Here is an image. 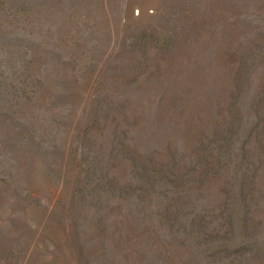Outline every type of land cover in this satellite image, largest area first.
<instances>
[{
	"label": "rangeland",
	"instance_id": "obj_1",
	"mask_svg": "<svg viewBox=\"0 0 264 264\" xmlns=\"http://www.w3.org/2000/svg\"><path fill=\"white\" fill-rule=\"evenodd\" d=\"M22 2L0 264H264V0Z\"/></svg>",
	"mask_w": 264,
	"mask_h": 264
},
{
	"label": "trees",
	"instance_id": "obj_2",
	"mask_svg": "<svg viewBox=\"0 0 264 264\" xmlns=\"http://www.w3.org/2000/svg\"><path fill=\"white\" fill-rule=\"evenodd\" d=\"M0 2H1V0H0ZM16 3H17V4H21V3H23V2H22V0H16Z\"/></svg>",
	"mask_w": 264,
	"mask_h": 264
}]
</instances>
